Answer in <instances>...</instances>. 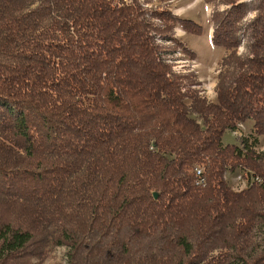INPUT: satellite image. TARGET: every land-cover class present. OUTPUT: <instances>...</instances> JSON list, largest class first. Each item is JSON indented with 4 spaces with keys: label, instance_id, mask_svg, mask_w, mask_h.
I'll return each mask as SVG.
<instances>
[{
    "label": "trees",
    "instance_id": "16d2710c",
    "mask_svg": "<svg viewBox=\"0 0 264 264\" xmlns=\"http://www.w3.org/2000/svg\"><path fill=\"white\" fill-rule=\"evenodd\" d=\"M228 5L212 43L248 54L224 60L211 102L159 43L197 59L169 35L195 20L141 0H0V264L51 246L66 264H264V0ZM236 172L261 182L236 192Z\"/></svg>",
    "mask_w": 264,
    "mask_h": 264
},
{
    "label": "rangeland",
    "instance_id": "374dc122",
    "mask_svg": "<svg viewBox=\"0 0 264 264\" xmlns=\"http://www.w3.org/2000/svg\"><path fill=\"white\" fill-rule=\"evenodd\" d=\"M147 10H166L173 14L175 17L192 19L200 24L201 32L198 34H190L186 32L181 26L172 27V31L169 35H173L175 40H179L185 46H188L193 52H195L197 59H193L187 52H185L182 46H178L176 42L164 43L159 41L161 46L173 51V55L170 57L172 64L175 66V70L182 73H193L197 76L200 85L198 90L201 91V95L208 101H215L217 97V84L219 76L224 71V60L232 53L236 52L237 56H243L248 54L245 40L241 45L234 50H225L223 48H217L214 46L213 37L215 26L212 21L214 13L219 11L223 13L225 10L231 8L230 3L239 4L243 2H252L255 0H141ZM146 2V3H145ZM227 4V5H226ZM257 15V11H251L248 16L241 23V26L248 25V23L254 19ZM156 24H161L155 19ZM172 22V21H170ZM172 24V23H171ZM252 122L239 126V130L236 133H227L224 136L225 143H236L240 137H246L251 134ZM259 152L264 153V138H261V145L257 149ZM242 172H236L229 174L227 180L232 187L240 188L236 181H232V178L241 176ZM39 264H66V249L51 246L48 249L47 256Z\"/></svg>",
    "mask_w": 264,
    "mask_h": 264
},
{
    "label": "built area",
    "instance_id": "2783aa9c",
    "mask_svg": "<svg viewBox=\"0 0 264 264\" xmlns=\"http://www.w3.org/2000/svg\"><path fill=\"white\" fill-rule=\"evenodd\" d=\"M239 126L242 127V125H239ZM238 130L239 128L237 129V131ZM197 173L198 175H201V171H198ZM242 173L243 174L241 176H238L237 178H232V181H236L239 185H242L240 188L231 186L233 190L236 192H241L245 190L246 188L250 187L251 185L261 182V179L258 176L250 172H242ZM200 183H203V181H201Z\"/></svg>",
    "mask_w": 264,
    "mask_h": 264
},
{
    "label": "water",
    "instance_id": "95a60500",
    "mask_svg": "<svg viewBox=\"0 0 264 264\" xmlns=\"http://www.w3.org/2000/svg\"><path fill=\"white\" fill-rule=\"evenodd\" d=\"M157 197V195H155Z\"/></svg>",
    "mask_w": 264,
    "mask_h": 264
}]
</instances>
